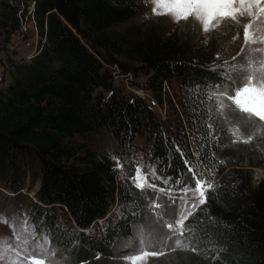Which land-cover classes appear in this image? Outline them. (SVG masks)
I'll use <instances>...</instances> for the list:
<instances>
[{
    "label": "trees",
    "instance_id": "1",
    "mask_svg": "<svg viewBox=\"0 0 264 264\" xmlns=\"http://www.w3.org/2000/svg\"><path fill=\"white\" fill-rule=\"evenodd\" d=\"M25 1L36 3L35 17L47 42L30 61L8 58L12 83L0 89V181L19 198L29 199L25 188L36 190L30 213L56 252L68 264H124L119 257L127 255L124 248L156 197L127 178L118 180L119 170L107 156L76 141L98 132L118 147H132L140 135L153 139L157 173L171 181L179 176L180 187L193 181L185 160L196 173L199 166L210 175L209 166L215 165L214 189L186 222H200L197 251H171L149 264H200L198 255L201 264H264V180L254 186V170L264 169V139L229 143L222 124L219 140L206 138L203 109L194 114L195 93L220 79L227 53L220 33L207 40L192 20H182L137 59L142 45L132 47L114 29L149 13L151 0ZM19 12L0 1V46L20 31ZM117 54L152 71L143 87L159 104L165 82L180 84L179 112L166 125L169 133L145 100L114 87L107 65Z\"/></svg>",
    "mask_w": 264,
    "mask_h": 264
},
{
    "label": "snow or ice",
    "instance_id": "2",
    "mask_svg": "<svg viewBox=\"0 0 264 264\" xmlns=\"http://www.w3.org/2000/svg\"><path fill=\"white\" fill-rule=\"evenodd\" d=\"M155 5L153 14L170 15L175 23L193 20L201 26L203 33H210L218 29L224 21L230 20L239 24L241 17H248L243 25V45L241 53L243 59L233 57V61H224L219 73V82L205 88L203 92L195 93L194 114L198 115L201 108L205 118L201 121L205 137H214L219 140L220 125L224 135L230 136L229 143L251 144L253 140L264 139V0H151ZM239 38V35L233 39ZM207 41H202L206 43ZM259 54V55H257ZM239 55V54H238ZM219 58V55L217 56ZM231 113L232 115H229ZM239 113V118L236 114ZM242 127H250L245 133ZM211 129V131H209ZM199 130V127L197 128ZM220 146H224L221 144ZM264 152V149H260ZM215 155V154H213ZM118 167H123L117 161ZM187 171L192 172L194 185L180 187V177L175 181L170 178L163 180L169 187H157L149 182L147 175L137 166L134 175V186L143 190L146 187L158 192L166 193L169 197L173 192H179L180 203L171 200L176 207L170 219L165 218L164 212H157L156 221L160 228L140 227L135 240L134 250L124 257H119L124 264H149L150 258H158L168 254L169 251H197L200 237L195 235L199 221L193 224L186 222L204 205L208 197L206 193L214 189V185L207 179H201L189 165ZM222 164L224 161H218ZM215 165L209 166V172L215 173ZM155 180L160 177L155 175ZM190 194L191 202L186 197ZM159 197L153 199L149 207L153 210L163 209L165 205L157 202ZM0 222L7 223V218L0 216ZM14 243L6 238H0V264H60L55 260L56 249L52 248V240L48 233L36 237L35 225L29 227L26 221L14 226ZM202 231V230H201ZM189 235L185 236V233ZM204 235H207L204 233ZM35 241V243H33ZM129 246V245H126Z\"/></svg>",
    "mask_w": 264,
    "mask_h": 264
},
{
    "label": "rangeland",
    "instance_id": "3",
    "mask_svg": "<svg viewBox=\"0 0 264 264\" xmlns=\"http://www.w3.org/2000/svg\"><path fill=\"white\" fill-rule=\"evenodd\" d=\"M154 6L155 5L151 2L149 13L139 15L114 29L118 37L130 39L132 47H136L140 44L142 45V51L134 54L135 58L137 59H141L144 56V53L147 52L148 46L154 43L156 39L161 38L164 40L175 31L174 24L177 23L174 22L173 17L170 15L157 16L153 14L152 10ZM248 19V17H241L239 24L230 20L224 21L218 29L210 33H203L201 26L198 23H195L193 20L192 22L200 29L202 36L207 40L210 39L213 32H219V38L223 41L224 46L227 45V47L225 46L227 53L224 57V61L232 62L233 57H238L240 60L243 59V54L241 53V49L244 47L243 25L248 22ZM237 35H239V38L233 39V37H236ZM12 40L16 41L17 43L15 44L14 49H11L8 46L9 44L6 47L2 45L0 46V72L4 73L5 77V83L0 85V89H5L9 84L12 83L8 58L11 56L14 61L23 63L27 61L26 57L33 51V47L25 48L18 41L16 35L12 37ZM112 59L115 62L113 65H107V67L112 72L114 87L122 91L127 97L138 96L145 100L146 103L156 111L158 116H160L164 125V132L169 133L166 125L173 124L177 114L176 109L179 112V105L176 95L181 93L180 84L176 80L165 82L160 95L162 98V104H159L154 93L149 90H145L143 87L151 76L152 71L142 68L143 64L140 61L128 58L126 55L117 54L113 56ZM212 67H215V64H213ZM99 93L104 94L105 96L108 94V92L104 90H99ZM229 115L232 114L229 113ZM239 115V113L236 114L237 119L239 118ZM181 118L185 124L183 116H181ZM242 131L247 133L250 131V127H242ZM76 141L77 143L85 145L98 154L107 156L110 159L111 165L119 170L118 180L121 178H127L134 184L135 171L137 166H140L143 170V173L148 176L149 182H153L156 185H165L163 184L164 179L157 173V163L152 156L151 148L153 139L148 138L145 135L138 136L132 147H118L112 142V140L98 132L84 136H78L76 137ZM117 161H119L123 167H118ZM152 169H155V175L160 177L159 180H155L153 178ZM197 169V175L199 178L207 179L211 181L213 185L217 182L216 176L207 174L205 168H200L198 166ZM262 180H264V169H255L254 186L257 187ZM194 183L195 182L193 180L188 186L192 187ZM143 191L150 193L155 192L156 197H159V201L157 202L164 204L165 208L155 210L150 208V212L147 214L145 219L142 222H138L136 224L135 237L139 228L142 226L145 228L156 227L160 232L166 231V229L160 228L158 223H154V221H156L155 213L164 212L165 218L170 219L176 207L175 204H172L171 207H168V205L171 204V200L175 199L177 203H180V193L172 194V196L169 197L166 193H161L155 189H149L147 187L143 189ZM13 192L14 191H11L6 187V184L0 181V216L7 218V223L0 222V238H6L14 243V226H18L21 221H26L29 227L35 225L36 237L39 239L41 233L37 228V224H34L33 218L31 216L32 214L30 213L32 201L35 203L36 190L31 189L30 187L23 190L24 194L27 195L29 199L16 197ZM186 199L191 202L190 194L188 197H186ZM33 243H35V241H33ZM135 243V238L127 242V245L129 246L124 248L127 251V254L134 250ZM52 248L54 247L52 246ZM158 258H150V260ZM55 260L59 261L60 264H68L66 259L57 252L55 255ZM201 262V257L198 255V263L201 264Z\"/></svg>",
    "mask_w": 264,
    "mask_h": 264
},
{
    "label": "built area",
    "instance_id": "4",
    "mask_svg": "<svg viewBox=\"0 0 264 264\" xmlns=\"http://www.w3.org/2000/svg\"><path fill=\"white\" fill-rule=\"evenodd\" d=\"M10 4L20 8L18 14L20 22V31L16 34L18 41L25 47H33V51L26 57L27 61H30L35 56L41 53L44 45L47 42L46 34L42 35L39 31L37 20L35 17L36 3L27 5L25 0H6ZM16 41L11 40L9 47L14 49ZM5 83L4 73L0 72V85Z\"/></svg>",
    "mask_w": 264,
    "mask_h": 264
}]
</instances>
